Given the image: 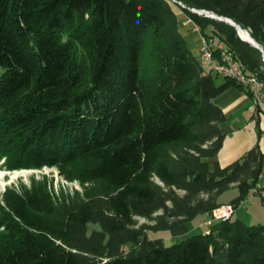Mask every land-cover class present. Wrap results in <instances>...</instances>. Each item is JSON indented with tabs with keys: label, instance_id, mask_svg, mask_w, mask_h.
Segmentation results:
<instances>
[{
	"label": "trees",
	"instance_id": "16d2710c",
	"mask_svg": "<svg viewBox=\"0 0 264 264\" xmlns=\"http://www.w3.org/2000/svg\"><path fill=\"white\" fill-rule=\"evenodd\" d=\"M172 4L264 86L260 51L191 12L232 20L264 52V0H0V161L54 167L81 187L7 188L0 264H264V226L234 219L169 247L148 238L210 215L232 187L234 210L264 189L258 144L209 162L225 138L213 100L248 92L204 71Z\"/></svg>",
	"mask_w": 264,
	"mask_h": 264
},
{
	"label": "rangeland",
	"instance_id": "374dc122",
	"mask_svg": "<svg viewBox=\"0 0 264 264\" xmlns=\"http://www.w3.org/2000/svg\"><path fill=\"white\" fill-rule=\"evenodd\" d=\"M173 9L179 15V20H183L185 17L182 15L180 10L172 4ZM214 44L216 43L213 41ZM187 44L191 45V40L188 38ZM190 49V48H189ZM199 59V56H198ZM205 72H209L207 67L203 68ZM4 73V69L0 67V77ZM222 77L219 76L218 82H222ZM3 160L0 161V171L5 172L4 176L0 179V200L3 192L9 187H15L19 189L20 187H29L32 180L41 181L46 177L49 183H52V186L55 190V193L59 191V188H63L67 192H73L77 190L81 192V187L78 182H68L64 180L54 167H41L39 169H19V170H6L3 166ZM264 183V178L261 180ZM261 192V191H260ZM238 196V191L236 188L232 187L222 193L218 197L220 203H229ZM261 193H254L253 191L249 193L248 197L244 202L241 203L239 207L234 210L233 218L243 222L247 226H264V199H261ZM207 222V223H206ZM208 216H198L194 220L187 222L175 229L164 230V231H149L148 238L150 240H162L163 244L166 247H169L173 244H177L184 240L181 236L188 233L189 236L202 234L206 230L208 233L209 226L214 222H210ZM139 223H148L142 219L139 220ZM198 228V229H197ZM197 229V230H195ZM187 238V237H186ZM131 249V245H126L123 250L128 252Z\"/></svg>",
	"mask_w": 264,
	"mask_h": 264
},
{
	"label": "crops",
	"instance_id": "0c3cea01",
	"mask_svg": "<svg viewBox=\"0 0 264 264\" xmlns=\"http://www.w3.org/2000/svg\"><path fill=\"white\" fill-rule=\"evenodd\" d=\"M180 33L186 42L190 38L192 46H188L192 54L198 58L202 37L198 32L193 31V26L187 23L186 18L182 20ZM215 45L223 47L217 42ZM223 82L224 80L222 82L216 80L218 85ZM213 102L226 117L225 122L219 126L225 138L217 156L209 162L216 161L220 167H226L240 159L255 144H258L259 150L263 154L262 174L258 181V188H264V183L261 182L264 178V114L250 113L248 110L251 104L249 95L235 87L227 88ZM188 233V231L184 233L181 238L186 239ZM205 233L206 230L203 234Z\"/></svg>",
	"mask_w": 264,
	"mask_h": 264
},
{
	"label": "built area",
	"instance_id": "2783aa9c",
	"mask_svg": "<svg viewBox=\"0 0 264 264\" xmlns=\"http://www.w3.org/2000/svg\"><path fill=\"white\" fill-rule=\"evenodd\" d=\"M187 23L193 26V31L198 32V28L187 19ZM218 50V53L216 51ZM199 57L209 62L211 72L218 74L222 78L235 81L248 92L251 104L248 108L252 114H264V92H262V82L254 75H247L243 72L240 63L235 59L234 53L226 47H218L213 40L201 38ZM264 199V189L260 192ZM234 207L227 203L213 210L209 215L210 222L227 221L233 218ZM208 222V223H210Z\"/></svg>",
	"mask_w": 264,
	"mask_h": 264
},
{
	"label": "water",
	"instance_id": "95a60500",
	"mask_svg": "<svg viewBox=\"0 0 264 264\" xmlns=\"http://www.w3.org/2000/svg\"><path fill=\"white\" fill-rule=\"evenodd\" d=\"M174 1V0H173ZM181 5V4H179ZM192 13H195V14H198V15H205L206 17H209L211 19H215V20H218V21H221V22H225L227 24H229L230 26L234 27L235 30L237 31V34L239 36V38L248 43L249 45H251L253 48L257 49L260 51L261 55H262V58H263V62H264V52L262 50V48L259 46V44L250 37L249 33L245 30H242L239 26H237L232 20L230 19H227V18H224V17H219L213 13H210V12H207V11H197V10H191ZM241 33H244V35L246 37H243L241 35Z\"/></svg>",
	"mask_w": 264,
	"mask_h": 264
},
{
	"label": "bare ground",
	"instance_id": "6f19581e",
	"mask_svg": "<svg viewBox=\"0 0 264 264\" xmlns=\"http://www.w3.org/2000/svg\"><path fill=\"white\" fill-rule=\"evenodd\" d=\"M241 35H242L243 37H246V36L244 35V33H241ZM199 61H200V63H201V66H203V67H207V68L209 69V62H207L206 60H203L202 57H199ZM209 70H210V69H209ZM262 92H264V86H263V84H262ZM4 173H5V172H1V171H0V179L5 175Z\"/></svg>",
	"mask_w": 264,
	"mask_h": 264
}]
</instances>
